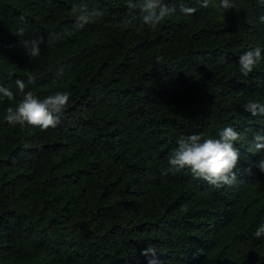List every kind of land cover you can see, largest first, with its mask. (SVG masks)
Masks as SVG:
<instances>
[{
    "label": "trees",
    "instance_id": "trees-1",
    "mask_svg": "<svg viewBox=\"0 0 264 264\" xmlns=\"http://www.w3.org/2000/svg\"><path fill=\"white\" fill-rule=\"evenodd\" d=\"M0 264H264V0H0Z\"/></svg>",
    "mask_w": 264,
    "mask_h": 264
}]
</instances>
